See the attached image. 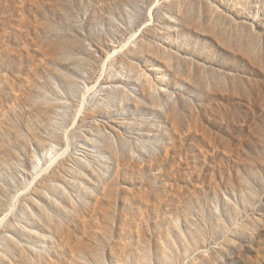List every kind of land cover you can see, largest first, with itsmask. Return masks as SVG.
I'll return each instance as SVG.
<instances>
[{
  "label": "rangeland",
  "instance_id": "obj_1",
  "mask_svg": "<svg viewBox=\"0 0 264 264\" xmlns=\"http://www.w3.org/2000/svg\"><path fill=\"white\" fill-rule=\"evenodd\" d=\"M7 213L0 264H264V0H0Z\"/></svg>",
  "mask_w": 264,
  "mask_h": 264
},
{
  "label": "bare ground",
  "instance_id": "obj_2",
  "mask_svg": "<svg viewBox=\"0 0 264 264\" xmlns=\"http://www.w3.org/2000/svg\"><path fill=\"white\" fill-rule=\"evenodd\" d=\"M83 109V108H82ZM36 179V178H35ZM10 209V208H9ZM12 212V209H11ZM11 215V214H10ZM9 216V213H7L3 218L0 219V226L3 223V221Z\"/></svg>",
  "mask_w": 264,
  "mask_h": 264
}]
</instances>
